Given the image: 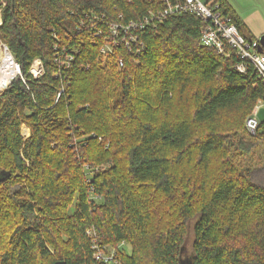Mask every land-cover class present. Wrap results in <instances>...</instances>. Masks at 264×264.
<instances>
[{
	"label": "trees",
	"instance_id": "16d2710c",
	"mask_svg": "<svg viewBox=\"0 0 264 264\" xmlns=\"http://www.w3.org/2000/svg\"><path fill=\"white\" fill-rule=\"evenodd\" d=\"M165 7L0 0L21 72L0 93V264H107L88 229L125 243L121 264H264V166L237 163L260 142L264 158V119L244 125L264 82L201 45L195 14L157 17Z\"/></svg>",
	"mask_w": 264,
	"mask_h": 264
},
{
	"label": "built area",
	"instance_id": "2783aa9c",
	"mask_svg": "<svg viewBox=\"0 0 264 264\" xmlns=\"http://www.w3.org/2000/svg\"><path fill=\"white\" fill-rule=\"evenodd\" d=\"M164 3L166 4V7L162 12L157 14V17H162L165 13L174 12L195 14L206 24L200 33L199 41L201 45L213 48L218 53L226 57L234 52L239 59L235 68L239 72H244L247 69V64H250L257 72L258 77H260L259 79L264 82V50L259 51V38H248L244 36L239 31L237 25L233 23L232 17L222 11L219 6V2L216 0H164ZM151 15L152 17L156 16L154 13H151ZM130 25L133 26L135 24L131 22ZM127 27H125V29H127ZM0 45L6 48V46L2 44ZM16 67L17 71L14 77L21 75L19 65L17 63ZM29 72L35 78L39 77L43 73V67L40 59H35L33 61ZM4 89L2 91H4ZM257 102H262L264 105L263 99H259ZM259 106L260 105H254L251 113L244 121L245 128L250 134L255 133L260 123V118L258 117ZM86 233L93 238L91 242V252L92 257L95 260L107 264H121L117 250L121 249L125 245L123 241L117 244V246L98 244L95 238L96 233L94 230L88 229Z\"/></svg>",
	"mask_w": 264,
	"mask_h": 264
},
{
	"label": "rangeland",
	"instance_id": "374dc122",
	"mask_svg": "<svg viewBox=\"0 0 264 264\" xmlns=\"http://www.w3.org/2000/svg\"><path fill=\"white\" fill-rule=\"evenodd\" d=\"M251 3H238L240 4V9L241 12L243 13V15L247 16L248 15V20L252 22L254 27L259 28L260 24L258 22H256V19L263 22L264 23V3H261L260 0H249ZM246 4L250 5L252 8H255L257 11H252L250 12L249 8H246ZM258 13L260 16V19L255 17V14ZM248 25V24H247ZM249 26V25H248ZM247 26V27H248ZM244 27L242 29V33L245 36H251L250 33L248 32V28ZM256 32V31H255ZM264 35V34H262ZM256 37L254 38H260L261 35H255ZM4 50V47H2L0 45V53H2ZM14 77V75L12 76V78ZM2 93V92H0ZM256 105H260L259 106V111H258V117L260 119H264V105L262 102H257ZM22 132L25 136L29 135V129H27V127H25L24 125L22 126ZM245 139H248L247 136H245ZM263 142H260L259 145L262 146ZM258 144H256V146L253 148L252 153L248 154V155H241L238 157L237 159V163L241 164V162L245 163L247 162H251V165H259V166H264V158H263V152L260 148ZM242 160V161H240ZM243 165V164H242ZM75 204H72L70 207V210H74L75 208ZM193 231H192V226L191 223L188 224V228H187V232L185 233V241L183 244V251H182V258L183 259H187L191 256L192 253V241H193Z\"/></svg>",
	"mask_w": 264,
	"mask_h": 264
},
{
	"label": "crops",
	"instance_id": "0c3cea01",
	"mask_svg": "<svg viewBox=\"0 0 264 264\" xmlns=\"http://www.w3.org/2000/svg\"><path fill=\"white\" fill-rule=\"evenodd\" d=\"M227 4L230 6L231 10L234 12V14L240 19V21L242 22V29L244 27H247L248 25V32L250 33L251 36H246L248 38L251 37H256L255 35H262L264 34V23L257 20L256 22H258L260 24V27H254L252 22L248 20V15L245 16L243 15V13L241 12L240 9V4L238 3H251L249 0H226ZM261 3H264V0H260ZM246 8L250 9V12L252 11H257L255 8H252L250 5L246 4ZM255 17L260 19V16L258 13L255 14ZM248 24V25H247ZM242 29H241V33H242ZM256 31V32H255ZM243 34V33H242ZM244 35V34H243ZM245 36V35H244Z\"/></svg>",
	"mask_w": 264,
	"mask_h": 264
},
{
	"label": "bare ground",
	"instance_id": "6f19581e",
	"mask_svg": "<svg viewBox=\"0 0 264 264\" xmlns=\"http://www.w3.org/2000/svg\"><path fill=\"white\" fill-rule=\"evenodd\" d=\"M13 59L11 53L5 48L0 53V91L9 83L11 77L16 74L17 67Z\"/></svg>",
	"mask_w": 264,
	"mask_h": 264
},
{
	"label": "water",
	"instance_id": "95a60500",
	"mask_svg": "<svg viewBox=\"0 0 264 264\" xmlns=\"http://www.w3.org/2000/svg\"><path fill=\"white\" fill-rule=\"evenodd\" d=\"M259 43H260V47H259V51L264 50V35H261L259 38ZM7 49V47L5 48ZM8 50V49H7ZM9 51V50H8ZM10 53V52H9ZM3 92V91H2ZM53 264H66L65 260H57L55 261Z\"/></svg>",
	"mask_w": 264,
	"mask_h": 264
}]
</instances>
